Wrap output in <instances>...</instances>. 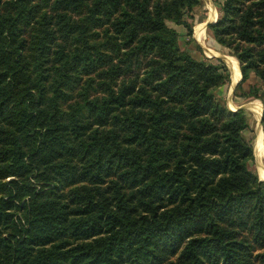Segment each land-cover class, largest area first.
Returning <instances> with one entry per match:
<instances>
[{"label": "trees", "instance_id": "obj_1", "mask_svg": "<svg viewBox=\"0 0 264 264\" xmlns=\"http://www.w3.org/2000/svg\"><path fill=\"white\" fill-rule=\"evenodd\" d=\"M200 7L0 0V264H264L250 120L169 26L193 36ZM207 31L264 107V0Z\"/></svg>", "mask_w": 264, "mask_h": 264}, {"label": "rangeland", "instance_id": "obj_2", "mask_svg": "<svg viewBox=\"0 0 264 264\" xmlns=\"http://www.w3.org/2000/svg\"><path fill=\"white\" fill-rule=\"evenodd\" d=\"M200 2H201V7L198 9V12H200L199 14H203L205 20L200 22L198 15H196L194 19H190L189 17H187V21L191 23L194 28L193 36L190 37L188 35V31L186 30L185 27L169 23V26L177 30L179 33L180 47L182 48V50L189 52L194 58L203 61L209 60L214 64L219 63V61L224 63L220 58L226 57L227 62L224 63V65L229 70L230 83L217 91V96L219 97L221 103L225 107H227L230 110H236L237 108L244 106L246 104H252L253 102L260 101L254 99V101L251 100L249 102V100H246L245 97H242L241 92L238 93L236 92L239 84L235 86V83L239 80H237L236 82L234 81V73L230 69L227 63L229 60H233L237 63L238 61L234 57H231L228 54V52L212 38V36L208 33L207 29H205V24L207 22H213L215 20H218L221 4L224 2V0H200ZM240 78H241V73H240ZM249 84L259 86V80L256 77L252 76V78H250L249 81L244 85V89L246 91L249 90ZM251 108L254 113L249 110H245L246 115L250 120V127L244 132V136L250 142L252 141L253 138V144H254V141L256 139V130L259 125L258 121L261 115L258 116L255 113L252 105ZM262 112L264 113V111ZM261 141L263 142L262 149L260 150L259 147H257L260 156L264 155L263 131L260 132V138L257 142V145H259V142ZM249 168L251 171L257 173V163L255 160L249 163Z\"/></svg>", "mask_w": 264, "mask_h": 264}, {"label": "water", "instance_id": "obj_3", "mask_svg": "<svg viewBox=\"0 0 264 264\" xmlns=\"http://www.w3.org/2000/svg\"><path fill=\"white\" fill-rule=\"evenodd\" d=\"M216 22H217V20H215V21H213V22H207V23L205 24V29H207V27H208L209 25L214 24V23H216ZM220 59H221L224 63L227 62L226 57H223V58H220ZM238 65H239V69H240V64L238 63ZM240 73H241V71H240ZM241 80H242V77L239 79V81H237V82L235 83V86L238 85V84L241 82ZM238 110H249V111L253 112V110L251 109V107L249 106V104H246V105H244V106H241V107L237 108L236 110H231V111L236 112V111H238ZM253 113H254V112H253ZM255 116H256V115H255ZM262 117H263V114H261L260 119H259V121H258L259 125H258V128H257V130H256V139H255L254 144H253V149H254L255 161H256V163H257V173H258V176H259V180H260L261 182H264V160L261 158V156L258 154V152H257V150H256V149H257V148H256V146H257V142H258V140H259V138H260V132L262 131ZM260 130H261V131H260Z\"/></svg>", "mask_w": 264, "mask_h": 264}, {"label": "bare ground", "instance_id": "obj_4", "mask_svg": "<svg viewBox=\"0 0 264 264\" xmlns=\"http://www.w3.org/2000/svg\"><path fill=\"white\" fill-rule=\"evenodd\" d=\"M227 64L230 67V69L233 71V73H234V81L236 82L237 80L240 79V69H239L238 63L235 62V61H233V60H229ZM251 105H252L255 113L258 116H260L261 115V112L263 111V105H262V103L260 101H256V102H253L252 104H249L250 107H251ZM257 147H259V149L261 150L262 147H263V142L262 141L259 142V145H257L256 148ZM256 150L258 152V148ZM258 154H259V152H258ZM261 158L264 159V155H261Z\"/></svg>", "mask_w": 264, "mask_h": 264}, {"label": "crops", "instance_id": "obj_5", "mask_svg": "<svg viewBox=\"0 0 264 264\" xmlns=\"http://www.w3.org/2000/svg\"><path fill=\"white\" fill-rule=\"evenodd\" d=\"M225 1V0H224ZM223 4V3H222ZM241 77H242V74H241ZM264 111V110H263ZM263 113V112H262ZM262 128H263V126H262ZM263 132H264V129L262 130Z\"/></svg>", "mask_w": 264, "mask_h": 264}]
</instances>
